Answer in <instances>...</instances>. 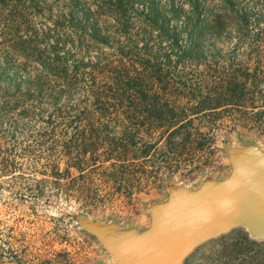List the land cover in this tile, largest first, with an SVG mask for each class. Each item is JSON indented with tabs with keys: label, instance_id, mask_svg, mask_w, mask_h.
I'll use <instances>...</instances> for the list:
<instances>
[{
	"label": "rangeland",
	"instance_id": "1",
	"mask_svg": "<svg viewBox=\"0 0 264 264\" xmlns=\"http://www.w3.org/2000/svg\"><path fill=\"white\" fill-rule=\"evenodd\" d=\"M118 1L77 0L70 13V0H0V54L19 41L11 30L21 26L30 49L10 50L11 59L44 81L16 103L7 102L15 92L0 93V264H111L78 213L146 228L149 207L168 199L170 183L197 188L230 174L227 142L264 149V0H198L204 13L231 11L195 46L189 0H154L158 12L150 0H122L123 11ZM93 26L110 43L91 36ZM119 64L152 77L148 94L177 112L189 114L233 71L239 80L249 74L247 94L192 122L137 121L129 118L142 111L135 90L122 102L106 85ZM86 136L95 149L84 153ZM130 137L136 145H121ZM184 264H264V240L239 226L198 246Z\"/></svg>",
	"mask_w": 264,
	"mask_h": 264
},
{
	"label": "water",
	"instance_id": "2",
	"mask_svg": "<svg viewBox=\"0 0 264 264\" xmlns=\"http://www.w3.org/2000/svg\"><path fill=\"white\" fill-rule=\"evenodd\" d=\"M228 176H208L197 188L170 183L168 199L149 207L146 228L75 216L111 254V264H184L201 244L243 226L264 240V149L255 143L225 144Z\"/></svg>",
	"mask_w": 264,
	"mask_h": 264
},
{
	"label": "trees",
	"instance_id": "3",
	"mask_svg": "<svg viewBox=\"0 0 264 264\" xmlns=\"http://www.w3.org/2000/svg\"><path fill=\"white\" fill-rule=\"evenodd\" d=\"M70 13H73L75 8L77 7V0H70ZM228 4L229 0H225ZM157 2L154 0H150V4L154 11L158 12V6L156 5ZM191 5V14L188 16V22L192 25V33L193 37V46L197 43L196 41L201 35L210 34V37L218 33L216 27H220L223 20L227 19L229 14V8H223V10L218 12L207 11L208 13H204L202 10V5L198 2V0H189ZM125 3L122 0L118 1L117 7L119 11L124 10ZM180 9L175 7V11L179 12ZM231 11V10H230ZM84 17H87V13H84ZM240 20L243 24L247 23V16L243 13L240 16ZM84 26V25H83ZM85 27V26H84ZM12 33L19 38V41L16 42L15 40L7 44V48H9L8 53L0 54V93L6 94L7 96L11 92H15L18 96L14 98L11 96L8 98V103H16L21 98L20 96H30L33 92H41L44 88V81L40 76L36 78H32L31 76H26L23 73V68L15 64L11 59V52L10 50H20V51H27L29 48V41L22 38L20 35L21 26H15L13 28ZM91 36L102 40L103 43H110V36L103 35L102 32L93 26L91 29ZM119 37H121L119 35ZM28 45V46H27ZM56 47V46H55ZM55 49V48H54ZM123 53V51L121 50ZM232 69V67H231ZM113 75L110 77L106 85L113 91V88H117L116 90L121 92V100L123 99V94L129 92L130 90H135L138 98H135V106L141 108L142 111H139L140 114L130 116L129 118H134L137 121H140L141 118L144 120L153 121L154 123H159L160 125H165L167 123L174 124L180 123L182 121L187 120V122H192L193 117L192 115H199L201 113H208L215 112L216 110L223 108L226 105H238L240 101L244 99L246 96V80L249 74H243L242 79L239 80V77L236 75L235 71L231 72L230 76H223L220 80V84L214 87L213 90H210L209 93L204 97V99L199 100L195 106L191 108V112L187 114L182 110V112H177L174 107H169L168 103H159L158 98L151 97L148 93L149 91L146 89L149 83L153 80L151 77L148 78H141L138 76H132L131 74L125 71L124 66H113L111 70ZM146 86V87H145ZM24 93V94H21ZM138 99V100H137ZM121 102V103H122ZM142 112V113H141ZM186 113V114H185ZM139 126L144 123H138ZM95 130L90 131V137L92 136ZM86 132V131H85ZM89 137V138H90ZM88 140V136L84 138L83 144L80 146L83 148V152H87L89 148L95 149V142H86ZM91 139V138H90ZM123 140V141H121ZM121 145H123L124 141H127L129 145L132 143L136 145L137 142L134 140L133 137L129 139L121 138ZM148 152V149L144 150V154ZM73 166L80 168L78 162L73 164Z\"/></svg>",
	"mask_w": 264,
	"mask_h": 264
},
{
	"label": "crops",
	"instance_id": "4",
	"mask_svg": "<svg viewBox=\"0 0 264 264\" xmlns=\"http://www.w3.org/2000/svg\"><path fill=\"white\" fill-rule=\"evenodd\" d=\"M150 83H151V82H150ZM150 86H151V85L149 84V85L147 86V88H146L148 91H150L149 88H148V87H150ZM145 87H146V86H145ZM116 89H117V88H113V91L116 90ZM116 91H117V92H120V91H118V90H116Z\"/></svg>",
	"mask_w": 264,
	"mask_h": 264
}]
</instances>
